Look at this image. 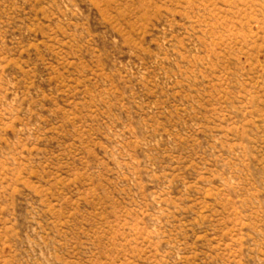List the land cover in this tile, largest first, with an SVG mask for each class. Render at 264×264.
I'll return each instance as SVG.
<instances>
[{"label":"rangeland","instance_id":"1","mask_svg":"<svg viewBox=\"0 0 264 264\" xmlns=\"http://www.w3.org/2000/svg\"><path fill=\"white\" fill-rule=\"evenodd\" d=\"M0 264H264V0H0Z\"/></svg>","mask_w":264,"mask_h":264}]
</instances>
